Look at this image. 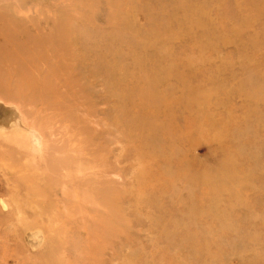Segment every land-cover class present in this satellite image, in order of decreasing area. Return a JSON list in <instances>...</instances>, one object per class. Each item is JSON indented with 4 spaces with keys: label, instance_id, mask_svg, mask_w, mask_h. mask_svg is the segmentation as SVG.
Masks as SVG:
<instances>
[{
    "label": "rangeland",
    "instance_id": "374dc122",
    "mask_svg": "<svg viewBox=\"0 0 264 264\" xmlns=\"http://www.w3.org/2000/svg\"><path fill=\"white\" fill-rule=\"evenodd\" d=\"M0 264H264V0H0Z\"/></svg>",
    "mask_w": 264,
    "mask_h": 264
}]
</instances>
